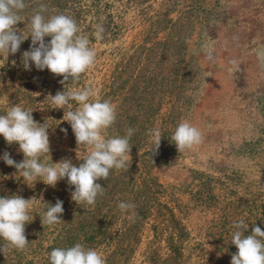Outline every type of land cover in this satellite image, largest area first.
<instances>
[{
  "label": "rangeland",
  "instance_id": "rangeland-1",
  "mask_svg": "<svg viewBox=\"0 0 264 264\" xmlns=\"http://www.w3.org/2000/svg\"><path fill=\"white\" fill-rule=\"evenodd\" d=\"M81 2L86 9L92 4ZM102 3L98 15L83 13L81 21L67 13L96 53L76 87L90 89L93 100H110L116 113L129 98L131 115H152L150 130L158 129L162 139L148 154L153 145L147 133L124 168L132 172L135 191L152 188L146 194V219L140 227H128L137 213L120 211L108 231L111 240L94 249L106 264H231L237 252L231 245L233 224L243 219L249 224L246 234L253 226L264 230V0ZM97 24L104 29L101 39L93 35ZM5 60H0V114L14 105L32 110L33 119L50 128L52 162L70 159L79 167L86 150L63 121V109L46 99L63 90L62 77L34 67L25 71L21 59ZM144 81L150 90L140 95ZM184 120L198 127L202 140L178 153L171 136ZM4 152L17 162L23 159L18 146L0 137ZM15 173L0 161V196L35 198L33 219L25 227H47L36 216L43 202L66 203L55 197L63 191L42 182L32 187ZM2 246L0 264L5 255L13 264L10 258L18 251L0 241ZM35 264L44 262L36 258Z\"/></svg>",
  "mask_w": 264,
  "mask_h": 264
},
{
  "label": "clouds",
  "instance_id": "clouds-1",
  "mask_svg": "<svg viewBox=\"0 0 264 264\" xmlns=\"http://www.w3.org/2000/svg\"><path fill=\"white\" fill-rule=\"evenodd\" d=\"M26 7V0H0V53L14 56L21 44L31 39L29 50L24 51L21 57L22 67L25 71L34 67L37 71L47 70L56 77H62L63 90L55 95L49 94L46 99L55 109H63V121L70 125L77 145L86 150V155L79 159L83 161L79 167L70 159L53 163L48 135L50 128L45 123H37L32 110L14 105L0 114V137L7 145L18 146L23 159L17 162L9 152H4L0 154V161L14 168L15 176L23 178L25 184L32 182V187L36 182H42L55 188L58 182L66 179L74 189L72 201L78 206H93L98 196L104 195V187L97 181L107 180L113 169L127 167L131 151L129 140L134 129L129 128L125 136L109 137L107 130L117 117L114 105L110 100H93L90 89L76 87L81 75L96 60L89 36L81 32L76 20L62 13L46 16L47 8L41 4L28 21L25 37L22 34L24 30H19L17 25L24 21L22 13ZM94 27L93 35L101 39L103 27L99 24ZM45 38L50 40L46 42ZM207 59L212 61L214 57L209 54ZM148 135L154 153L160 147L162 135L158 129L149 130ZM171 140L180 153L199 145L202 133L198 127L184 120L176 126ZM34 199L26 200L16 194L0 196V241L6 242L8 247L22 251L29 244L25 226L33 219L30 208ZM43 205V224L53 226L63 222V201L57 200L54 205L43 202ZM133 207L124 201L118 204L121 213ZM233 228L231 245L237 252L232 255L231 264H264V230L253 226L251 234H246L249 224L243 219L235 222ZM4 250L3 246L0 247V252ZM48 260L49 264H106L98 250L81 243L52 249Z\"/></svg>",
  "mask_w": 264,
  "mask_h": 264
},
{
  "label": "trees",
  "instance_id": "trees-1",
  "mask_svg": "<svg viewBox=\"0 0 264 264\" xmlns=\"http://www.w3.org/2000/svg\"><path fill=\"white\" fill-rule=\"evenodd\" d=\"M82 0H26V9L22 13L24 16V23L21 22L17 25V28L21 31L25 37L28 33L27 24L34 14L35 10H38L40 5L46 6V16L55 14H67L71 12L80 21L82 14L98 15L101 8H104L102 0H92V4L87 9L82 5ZM106 9V8H105ZM68 15V14H67ZM25 28V29H24ZM46 42L50 38H45ZM31 45V39L25 40L20 50L13 56H7V53H0V60L6 63L11 59H21L24 51L29 50ZM2 70L0 69V72ZM145 85L142 88L143 92L140 94L146 95L150 90L149 83L144 81ZM112 88V87H111ZM152 91H155L152 89ZM133 101H135L133 99ZM134 105L131 104L130 99L126 98L123 102L121 112L117 113L115 123L107 131L109 137L112 136H125L129 128L134 129V133L129 140V144L132 152H136L143 145V140L150 128L154 125L152 115L135 114L131 115V110H134ZM135 130L139 132L135 133ZM152 154V152H148ZM138 170V168H135ZM131 171H125V169L110 171L107 180H100V183L104 187V195L98 196L95 205H77L71 199V192L74 190L68 185L67 180L60 181L55 188L63 191V194H55V197L61 199H67V202H63V215L60 224L47 226V227H25V235L27 237L28 245L24 250H17L16 259L10 258L16 264H35L36 258H41L44 264H49L48 254L54 248H66L73 246L76 243H81L88 248H96L101 243H108L111 237L108 238V231L117 219V215L120 214L118 204L121 201L131 203L134 207L133 210L137 213L133 220L129 221L128 227H140L141 221L146 219L147 215V203L146 194L152 193V188L148 189L147 186H143L140 191L136 190V185L133 179L130 177ZM147 181V180H146ZM145 188V189H144ZM70 194V195H69ZM144 194L142 200H138ZM52 200V199H51ZM57 201V200H56ZM53 203V205L56 203ZM128 210V211H130ZM45 211V208L43 212ZM43 212L36 216L37 220L43 219ZM142 218V219H141ZM41 225V224H40ZM130 229L127 230V234H131ZM51 243L48 247H44L43 243ZM10 255H5V264L8 263L7 258ZM28 257L30 259L28 260ZM33 258V259H31ZM13 263V264H14Z\"/></svg>",
  "mask_w": 264,
  "mask_h": 264
}]
</instances>
